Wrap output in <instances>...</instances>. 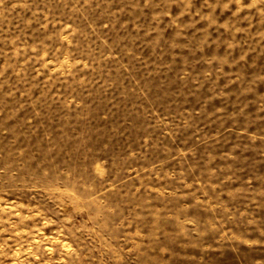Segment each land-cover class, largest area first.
<instances>
[{"label":"rangeland","instance_id":"rangeland-1","mask_svg":"<svg viewBox=\"0 0 264 264\" xmlns=\"http://www.w3.org/2000/svg\"><path fill=\"white\" fill-rule=\"evenodd\" d=\"M0 264H264V0H0Z\"/></svg>","mask_w":264,"mask_h":264}]
</instances>
